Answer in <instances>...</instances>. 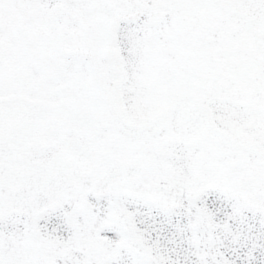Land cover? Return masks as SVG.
Listing matches in <instances>:
<instances>
[{"label": "snow or ice", "instance_id": "1", "mask_svg": "<svg viewBox=\"0 0 264 264\" xmlns=\"http://www.w3.org/2000/svg\"><path fill=\"white\" fill-rule=\"evenodd\" d=\"M0 264H264V0H0Z\"/></svg>", "mask_w": 264, "mask_h": 264}]
</instances>
